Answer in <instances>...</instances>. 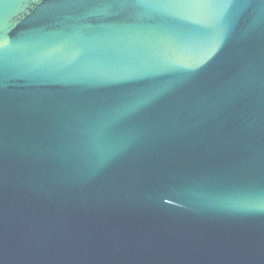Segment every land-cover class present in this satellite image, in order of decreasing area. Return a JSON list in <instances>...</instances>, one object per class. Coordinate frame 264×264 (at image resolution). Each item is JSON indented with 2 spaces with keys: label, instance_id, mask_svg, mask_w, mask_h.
I'll list each match as a JSON object with an SVG mask.
<instances>
[{
  "label": "water",
  "instance_id": "1",
  "mask_svg": "<svg viewBox=\"0 0 264 264\" xmlns=\"http://www.w3.org/2000/svg\"><path fill=\"white\" fill-rule=\"evenodd\" d=\"M0 264H264V0H0Z\"/></svg>",
  "mask_w": 264,
  "mask_h": 264
}]
</instances>
